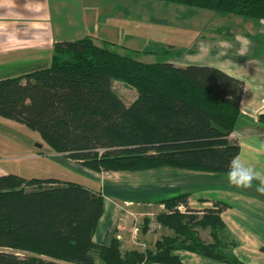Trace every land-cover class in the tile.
I'll return each mask as SVG.
<instances>
[{
  "label": "trees",
  "instance_id": "16d2710c",
  "mask_svg": "<svg viewBox=\"0 0 264 264\" xmlns=\"http://www.w3.org/2000/svg\"><path fill=\"white\" fill-rule=\"evenodd\" d=\"M156 1L264 20V0ZM109 46L87 36L59 43L48 65L0 79V117L30 128L53 152L93 172L226 174L240 151L230 135L240 119L243 82L205 65L144 63ZM114 80L135 88L132 103L113 91ZM258 122L264 124V115ZM103 203L77 183L0 176V264H183L180 251L246 264L233 253L222 202L194 210L185 193L157 201L165 210L155 221L172 235L125 253L115 238L105 245L93 241Z\"/></svg>",
  "mask_w": 264,
  "mask_h": 264
},
{
  "label": "rangeland",
  "instance_id": "374dc122",
  "mask_svg": "<svg viewBox=\"0 0 264 264\" xmlns=\"http://www.w3.org/2000/svg\"><path fill=\"white\" fill-rule=\"evenodd\" d=\"M75 1H77L75 4L73 0L69 1V16L81 10L85 18L93 16L96 23L100 16L106 19V28L101 26L102 31L106 30L108 36L114 40H102L99 35L87 36L97 46L110 43L111 50L121 55H130L144 63L173 61L177 65L188 61L187 64L208 66L210 62L220 63L219 58L223 56L225 57L223 63L230 64L229 67L241 74L244 73V64L246 70L251 65L254 66L260 52H264V20L223 15L215 11L188 8L156 0ZM101 23L102 20L99 25H102ZM72 29L73 26L68 31L71 32ZM167 43L175 45L176 48L163 45ZM146 49L150 52L144 54L142 51ZM184 49L190 51L197 49L198 54L194 56L189 51H184L183 54L181 50ZM165 51H169L170 55L164 54ZM241 60L242 64L239 63ZM4 74H7L6 70L0 67V78ZM112 89L125 104L132 103L137 97L135 88L122 81L114 80ZM247 125L249 130L264 133V124L259 123L258 118L256 122H249ZM160 169L142 172H93L64 155L53 152L39 134L30 128L0 117V175L15 174L25 179L54 178L77 183L93 191L99 190L106 204L112 205L115 210L109 223V236L117 239L122 253L152 248L154 242L145 240L146 235L155 234L157 238L172 235L155 221V216L165 210L163 204L157 203L160 200L152 199L155 195H151L155 187L162 183ZM165 171L173 173L170 171L174 170L167 168ZM175 172L177 173L176 170ZM208 179H202L204 181H199L195 183L196 185H192L194 183L187 179L177 181L165 179L169 184V192L163 196L169 198L177 195L172 190L173 185L182 187L181 191L184 192L192 190L197 185V188L207 185ZM217 179L224 181L222 184H225V200L228 203L242 205L248 199L245 196L247 192L264 200V194L255 190L258 187L255 184L249 189L236 188L227 183L226 176L210 173V181ZM212 186L217 192L223 190L221 187L217 189L216 184ZM211 195H214L213 191ZM216 202L212 201L211 206ZM107 226L105 218L98 231ZM199 234L202 239L210 240L208 231L201 230ZM104 236L108 237V231ZM232 239L235 244L233 253L239 260L245 258L252 264L259 262L257 260L260 256L259 247L264 249V241L254 239L235 241L233 237ZM24 255L20 253V256ZM186 255L190 258L189 264H220L194 254Z\"/></svg>",
  "mask_w": 264,
  "mask_h": 264
},
{
  "label": "crops",
  "instance_id": "0c3cea01",
  "mask_svg": "<svg viewBox=\"0 0 264 264\" xmlns=\"http://www.w3.org/2000/svg\"><path fill=\"white\" fill-rule=\"evenodd\" d=\"M69 1L71 0H0V67L7 72L0 79L22 76L48 65L56 44L79 40L89 35H99V38L102 40H114L108 36L106 30L105 32L102 31L104 26L106 28L107 22L101 16V18L98 17L97 23L93 16L91 18H85L81 10L73 16H69ZM84 1L86 0H78V2ZM76 2L73 0V4ZM63 16H66V18ZM100 20H102V25H99ZM71 26H73V29L69 32L68 30ZM163 45L174 47V49L176 48L175 45L169 43ZM184 51H189L194 56L198 54L197 49L193 51L189 49L181 50L183 54ZM260 53L254 66L251 65L246 70L245 64L243 65L244 73L240 72L241 74L229 67L230 64L223 63L225 60L223 56L219 58L220 63L210 62L208 64L210 67L220 69L226 74L239 79L244 84L240 103V119L230 135V140L236 141L239 145L240 151L238 155L247 157L253 166L257 168L264 167V155L257 153L253 145L258 141L264 140V133L249 130L247 123L256 122V118L264 115V52L261 51ZM171 63L176 67L195 65L187 64L188 61L177 65L173 61ZM239 63L242 64L243 61L241 60ZM166 169L162 168L159 170L161 171L162 183L155 187V190L151 194L155 195V197H152V199H167L163 196L169 192V184L165 182V179L169 178V180L175 181L178 179H187L194 183L192 185H196L195 183L204 181L202 179L209 178L207 185H203L200 188H197V185L192 190H185L183 192L181 191L182 187H174L173 185L172 190L177 194H188V205L194 210L210 208L212 207V201L226 204L228 207L222 212L221 219L227 226L228 231L231 232L235 241L251 239L264 241V200L258 199L255 194L247 192L245 196L248 199L245 203H242L240 206L235 202L231 204L225 200L226 191L224 190L225 184H222L223 180L217 179L210 181V173L171 168L169 169L174 171H170L173 173H169L165 171ZM2 175L5 174L3 173L0 176ZM219 175L226 176V174ZM213 184L218 186L217 189L221 187L223 190L217 192L212 189ZM253 184L258 186L259 182L254 181ZM91 191L100 193L99 190ZM212 191L214 195H211ZM103 202V214L93 238L94 243L98 245L107 244L110 238L109 223H111V218L115 211L112 205L106 204L105 200ZM105 218L108 226L107 228L103 227L99 232V225ZM107 231L108 237L105 238L104 235ZM163 231L165 232V230ZM119 237L121 238V236ZM144 238L148 242H154L158 239L155 234L146 235ZM177 254L183 264H189L190 258L186 254L191 253L180 251ZM259 254L260 256L257 258L259 262L257 264H264V252L260 247ZM241 261L246 264H252L245 258H241Z\"/></svg>",
  "mask_w": 264,
  "mask_h": 264
},
{
  "label": "clouds",
  "instance_id": "9594fccd",
  "mask_svg": "<svg viewBox=\"0 0 264 264\" xmlns=\"http://www.w3.org/2000/svg\"><path fill=\"white\" fill-rule=\"evenodd\" d=\"M253 148L257 153L264 155V140L258 141ZM226 177L230 186L242 189L252 188L253 182L258 181L259 185L255 190L264 194V167L253 166L245 156L238 155L230 161Z\"/></svg>",
  "mask_w": 264,
  "mask_h": 264
},
{
  "label": "built area",
  "instance_id": "2783aa9c",
  "mask_svg": "<svg viewBox=\"0 0 264 264\" xmlns=\"http://www.w3.org/2000/svg\"><path fill=\"white\" fill-rule=\"evenodd\" d=\"M179 210H181V208H179Z\"/></svg>",
  "mask_w": 264,
  "mask_h": 264
}]
</instances>
